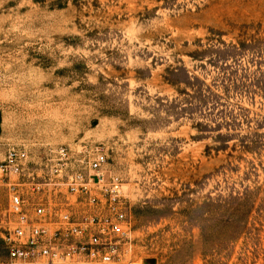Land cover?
I'll list each match as a JSON object with an SVG mask.
<instances>
[{"label":"rangeland","instance_id":"374dc122","mask_svg":"<svg viewBox=\"0 0 264 264\" xmlns=\"http://www.w3.org/2000/svg\"><path fill=\"white\" fill-rule=\"evenodd\" d=\"M82 145L128 263L264 264V0H0V163Z\"/></svg>","mask_w":264,"mask_h":264},{"label":"built area","instance_id":"2783aa9c","mask_svg":"<svg viewBox=\"0 0 264 264\" xmlns=\"http://www.w3.org/2000/svg\"><path fill=\"white\" fill-rule=\"evenodd\" d=\"M102 146L12 149L0 163L10 197L2 264H130L131 210Z\"/></svg>","mask_w":264,"mask_h":264},{"label":"trees","instance_id":"16d2710c","mask_svg":"<svg viewBox=\"0 0 264 264\" xmlns=\"http://www.w3.org/2000/svg\"><path fill=\"white\" fill-rule=\"evenodd\" d=\"M253 203H256V198L253 199Z\"/></svg>","mask_w":264,"mask_h":264}]
</instances>
